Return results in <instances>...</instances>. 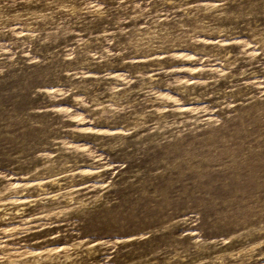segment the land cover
I'll return each instance as SVG.
<instances>
[{"label": "rangeland", "instance_id": "1", "mask_svg": "<svg viewBox=\"0 0 264 264\" xmlns=\"http://www.w3.org/2000/svg\"><path fill=\"white\" fill-rule=\"evenodd\" d=\"M0 264H264V0H0Z\"/></svg>", "mask_w": 264, "mask_h": 264}]
</instances>
